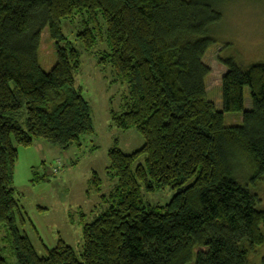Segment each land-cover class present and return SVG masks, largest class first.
<instances>
[{"label": "trees", "instance_id": "obj_1", "mask_svg": "<svg viewBox=\"0 0 264 264\" xmlns=\"http://www.w3.org/2000/svg\"><path fill=\"white\" fill-rule=\"evenodd\" d=\"M217 1L0 0V227L17 264H251L264 245L254 190L264 179V63L240 69L222 61V111L207 99L204 57L215 43L209 29L222 18ZM84 13L77 37L85 51L101 41L100 15L109 52L98 64L128 88L112 125L136 130L145 143L130 155L109 150L107 170L118 180L109 195L93 173L90 189L104 210L84 224L80 256L60 240L42 257L18 226L25 220L14 169L18 148L43 142L68 150L94 132L75 85L80 54L62 45L63 21ZM45 29L56 50L49 72L38 60ZM225 113H242V125L226 127ZM168 187L176 191L168 204H145L143 189Z\"/></svg>", "mask_w": 264, "mask_h": 264}, {"label": "rangeland", "instance_id": "obj_2", "mask_svg": "<svg viewBox=\"0 0 264 264\" xmlns=\"http://www.w3.org/2000/svg\"><path fill=\"white\" fill-rule=\"evenodd\" d=\"M214 6L222 18L209 29V36L215 43L204 57L205 65L210 68L205 85L207 99L222 111V77L228 70L222 61H231L240 69L264 63V0H219ZM86 20L84 13L63 21L65 41L62 45L70 44L80 54L75 85L90 106L94 132L83 136L80 146H72L68 150L43 142L18 148L14 169L15 198L25 220L23 224L19 221L18 226L42 257L60 240L80 256L84 224L91 223L104 210L100 207V196L90 189L93 173L102 181L101 194L109 195L118 182L107 170L109 150L117 147L130 155L145 143L136 130L123 131L112 125L111 112H121L128 88L118 82L110 66L98 64L99 59L104 58V53L109 52L106 27L100 15L101 41L91 52L85 51L77 35L85 29ZM38 60L45 72L56 64L55 43L51 41L47 29L41 34ZM243 97L244 109L250 110L249 88L244 89ZM224 124L226 127L241 126L242 113H225ZM57 160L62 162V167L54 174L53 167ZM144 163V157H141L135 167ZM245 174L243 170L240 178ZM248 185L253 187L251 182ZM254 190L260 198V207L264 209V179ZM175 194L176 191L170 187L157 189L153 193L143 189L144 202L151 207L165 206ZM5 235L0 227L1 254L7 264H17ZM250 262L264 264V245L250 256ZM189 264H194V261Z\"/></svg>", "mask_w": 264, "mask_h": 264}, {"label": "built area", "instance_id": "obj_3", "mask_svg": "<svg viewBox=\"0 0 264 264\" xmlns=\"http://www.w3.org/2000/svg\"><path fill=\"white\" fill-rule=\"evenodd\" d=\"M61 167H62V162L60 160H57L53 167V173L57 174V172L60 171Z\"/></svg>", "mask_w": 264, "mask_h": 264}]
</instances>
